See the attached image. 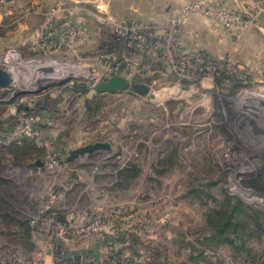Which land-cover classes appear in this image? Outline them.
Here are the masks:
<instances>
[{"label": "rangeland", "instance_id": "rangeland-1", "mask_svg": "<svg viewBox=\"0 0 264 264\" xmlns=\"http://www.w3.org/2000/svg\"><path fill=\"white\" fill-rule=\"evenodd\" d=\"M48 2L37 8L19 6L13 16L15 29L9 33L11 22L4 28L7 35L0 36V69L11 72V89L21 103L45 101L54 110L52 117L62 129L67 150L96 142H108L112 149L86 161L66 162L65 153L61 170L46 169L40 176L30 164L7 162L2 174L6 181L0 183V264H46V257L51 258L48 237L38 236L35 251L29 252L1 220L5 211L25 219L27 213L46 207L65 212L75 229L97 213L103 216L105 230L68 233L59 241L66 252L94 254L100 264L121 255L138 264H264V191L244 184L254 179L264 187V106L259 103L264 99L263 77L253 75L234 95L225 82L214 86L208 98L199 90L177 100L184 85L199 82L178 84L169 76L170 86L150 84L154 97L137 96L129 88L106 94L101 108L93 104L88 111L86 102L100 82L101 69L93 55L98 48L90 41L67 55L44 53L39 39L45 14L53 7H66ZM0 8L8 10V1ZM32 13L38 26L37 48L26 43L18 26L30 23ZM42 65H54L70 79L59 88L53 80H38L37 68ZM259 80L263 84H257ZM174 83L180 91H173ZM76 85L91 91L85 95ZM201 100L207 101L203 107L197 105ZM3 109L0 106V127ZM138 113L160 116L141 119ZM12 118L7 114L6 119ZM0 151L5 153V147ZM129 163L139 176L118 179L114 166ZM238 202L255 216L244 232L236 234L240 250L228 243L206 242L212 234L208 215L222 207L231 211Z\"/></svg>", "mask_w": 264, "mask_h": 264}, {"label": "built area", "instance_id": "built-area-1", "mask_svg": "<svg viewBox=\"0 0 264 264\" xmlns=\"http://www.w3.org/2000/svg\"><path fill=\"white\" fill-rule=\"evenodd\" d=\"M7 1L0 0V3L6 5ZM238 4L239 9H231L224 6L221 0H191L174 18L162 24L137 20L116 21L110 16L89 12L98 24L110 30L113 43L121 44L123 48V51L114 57L107 55L102 49L93 52L94 61L101 69L98 74L100 82L115 76L126 77L132 81L133 77L140 73V60L150 47L161 53L167 75L173 76L178 84L184 81L200 82L204 78L214 80L220 68L218 62L202 51H184L179 38L180 31L194 16L210 19L226 30L245 26L264 17V0H239ZM89 41V32L74 18L72 10L53 7L45 14L39 46L47 55H67L77 52ZM227 73L242 83H247L254 77L240 65L227 69ZM4 94L5 97L0 99L1 101H7L5 99L7 95L14 98L16 92H12L10 86ZM12 120L13 125L6 128L3 133V143L19 146L32 143L43 152L42 161L47 170H61L63 156L53 148L52 140L44 135L42 129L44 118L38 113L22 109L14 114ZM64 214L62 211L46 207L27 213L24 217L29 221L33 233L37 236H46L51 242L49 248L52 264H100L94 254L68 255L60 248L59 241L68 233L88 235L105 230L108 226L103 216L97 213L75 229L66 214L65 219H62ZM104 264L138 263L121 255V257H111Z\"/></svg>", "mask_w": 264, "mask_h": 264}, {"label": "crops", "instance_id": "crops-1", "mask_svg": "<svg viewBox=\"0 0 264 264\" xmlns=\"http://www.w3.org/2000/svg\"><path fill=\"white\" fill-rule=\"evenodd\" d=\"M46 1H49L47 4H50V6L54 5L55 3L57 5H66L65 9L72 10L74 12V18L87 29L90 35V41H92L93 45H96V48L98 49L104 50L107 55L114 57L118 56L123 51L122 45L113 43L110 30L98 24L91 15L92 13L110 16L116 21L129 22L137 20L146 23L162 24L174 18L180 12L181 8L191 0H8L9 9L4 10L3 8H0V26L5 28L6 26H9L11 22L14 23L15 18L13 16L17 12L20 5L32 4L33 8L34 6H39L42 3H46ZM221 1L223 5L228 8H240L238 4L239 0ZM89 12H91V14ZM35 18V14L32 13V15L29 17L30 23L25 26L18 24L19 28L22 30L23 37L26 38V43L32 42L33 48H37L36 41L38 38V26L33 23ZM93 23H97L103 29H99L96 27L97 25H94V27ZM15 26L16 25L14 23L13 28L9 29V33L13 32ZM179 38L184 51L205 52L210 58L218 62L219 66L223 67L224 69H229L236 65H240L244 69L251 72L255 77H263L264 79V17L245 26L226 30L222 25L210 19L194 16L181 28ZM140 63V73L133 77L131 81L132 83L145 84L149 87L152 83H156L157 85L158 81L164 82V85L168 86L173 84V79H170L169 82L170 77L166 73L165 61L162 58L161 53L156 49L150 47L147 53L142 56ZM134 79H136V82L133 81ZM224 83L225 82H223L222 85H224ZM257 84H263V82L259 80ZM174 85L176 84L174 83ZM214 86H219L215 80L204 78L196 85H184L182 87L183 92L180 94L176 93L177 95H175L177 96V100H181L186 98L188 95L193 93L196 94V92L202 90V93L204 94L201 96L208 98L212 92L211 90L214 89ZM56 87L59 88V86ZM179 88H181V86L176 85L173 87V91L178 92L180 91ZM90 91L91 90H89L88 93H90ZM123 91H119L117 93L101 94L95 91L93 97L88 99L98 97L99 100H103L106 94H121ZM4 92L5 90H0V99L5 97ZM88 93L84 92L85 95ZM133 94L138 96V94L134 91ZM51 96L56 98L53 95ZM154 96L156 95L154 94ZM206 100H201L203 102L202 105L200 102H197V105L200 104L202 107L205 106L206 103L204 105V102ZM3 102L4 100H0V106L3 105L4 109L6 107V109H3L2 111L4 113L6 112V115L3 116L5 117V120L0 127V147L4 146L7 153H0V178L6 181V179L2 177V174L8 166L7 162H11L19 167H28L29 164H35L34 168L32 169L34 170L36 176H40V173L43 170H46V168L44 165H36L38 161H42V157H39L37 152L39 150L35 146L36 153L35 151H26L24 144L20 146H14V144L5 145L3 143L2 136L5 129L13 125L12 119H6L7 114H11L13 117V114L18 111L20 105V102L19 104L12 102L5 104L7 101L4 103ZM44 103L45 101H41L39 104H31V102L22 104L25 105L26 110H31L32 112L38 113L44 118V125L42 126L43 133L46 137L52 140L53 148L56 151L60 152L64 157L65 153L68 155L71 150L87 145H78L74 148L70 147V149L67 150L68 144L66 143L62 129H60V127L57 125L58 123L55 121V118L52 117L51 111L54 110H52L48 104L45 105ZM139 114L142 113H138V115ZM10 159L13 161H10ZM80 179L83 178L80 177ZM32 239L35 243L38 239V236L33 235ZM46 264H52V258L47 256Z\"/></svg>", "mask_w": 264, "mask_h": 264}, {"label": "trees", "instance_id": "trees-1", "mask_svg": "<svg viewBox=\"0 0 264 264\" xmlns=\"http://www.w3.org/2000/svg\"><path fill=\"white\" fill-rule=\"evenodd\" d=\"M4 34L7 35V30L4 29L2 26H0V36H4ZM133 81L136 82V79H134ZM226 81H229L228 83L230 84L229 90L231 95H234L243 87H245V85H243L241 81H239L233 76L228 75L227 69L220 67L218 73L215 76V82L220 86L222 85L223 82ZM76 86L78 89L83 88L84 89L83 91L85 93H88L90 90L82 85L80 86L76 85ZM19 100H20V95H16L11 100L5 102V104L8 102L19 104L20 102ZM101 103H102L101 99L99 100L98 97H94L93 99L87 100L86 108L88 111H92L93 108H95L93 104H96V108H101L102 106ZM25 108H26L25 105L20 103L18 110H22ZM29 112L32 111L29 110ZM24 145L26 151L29 152L35 151V147L32 143H25ZM37 152L40 158L43 157L42 151L39 150ZM34 165L35 164H32V167H34ZM114 169L116 170V177L124 181L134 180L137 178V176H139L140 173L137 167L132 163H129L125 167L114 166ZM4 182L5 181L2 178H0V183H4ZM244 184L247 187L252 188L256 192L264 191V187L260 184V182L254 179H246L244 181ZM238 203L239 204L235 206L231 211L223 210V207L219 210H212V212L208 215V223L210 225L212 234L210 238L206 239V242L228 243L231 246H234L236 250H240L239 246L237 245V241L240 240V238L236 237V234H238L241 231V229H243L242 232H244L248 228L249 225L248 222L253 220L255 216H253V214L247 208H245L242 202H238ZM62 219H65V214L62 216ZM1 220L7 229L11 230L13 233L19 236V238L22 240L21 244L24 249H26L29 252L35 251L36 245L32 239L33 229L30 226L29 221L25 219H20L19 217L13 215L9 211H5L1 215ZM67 253L68 255L73 256L72 253L69 252Z\"/></svg>", "mask_w": 264, "mask_h": 264}, {"label": "water", "instance_id": "water-1", "mask_svg": "<svg viewBox=\"0 0 264 264\" xmlns=\"http://www.w3.org/2000/svg\"><path fill=\"white\" fill-rule=\"evenodd\" d=\"M37 78L38 80H53L55 85L60 86L69 80L68 76H65L60 69L56 68L54 65H42L37 68ZM13 83V76L9 70L0 69V90L8 89ZM131 88L135 93L141 96H147L152 93V89L140 83H132L128 78L115 76L111 77L107 81L99 82L95 86V91L97 93H117L119 91L127 90ZM259 103L264 106V99L259 100ZM141 119L157 118L160 115L158 113L148 114L142 113L138 115ZM112 149V145L108 142H96L87 144L85 146L78 147L71 150L67 157L66 161H86L93 154L98 153L99 151H106ZM37 166H43L42 161L36 163Z\"/></svg>", "mask_w": 264, "mask_h": 264}]
</instances>
